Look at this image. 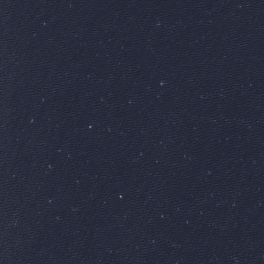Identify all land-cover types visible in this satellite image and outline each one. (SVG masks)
<instances>
[{"label": "water", "instance_id": "obj_1", "mask_svg": "<svg viewBox=\"0 0 264 264\" xmlns=\"http://www.w3.org/2000/svg\"><path fill=\"white\" fill-rule=\"evenodd\" d=\"M0 264H264V0H0Z\"/></svg>", "mask_w": 264, "mask_h": 264}]
</instances>
